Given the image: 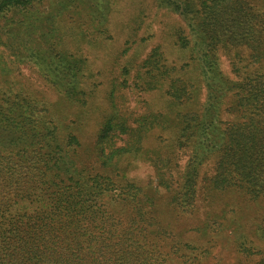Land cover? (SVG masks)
I'll use <instances>...</instances> for the list:
<instances>
[{"label":"trees","instance_id":"obj_1","mask_svg":"<svg viewBox=\"0 0 264 264\" xmlns=\"http://www.w3.org/2000/svg\"><path fill=\"white\" fill-rule=\"evenodd\" d=\"M42 1L0 0V56L9 58L13 66H36L65 100L86 108L92 95L86 87L88 64L62 46L56 28L58 10L45 15L34 9ZM97 1L90 0V6ZM166 1L189 22L191 38L182 32L177 43L195 55L206 97L194 108L200 86L193 94V87L169 72L173 67L158 74L170 80L154 77V86L145 89L165 87L166 102L178 118L166 126L172 129L173 139L162 140L154 150L158 186L179 213H192L199 193L220 192V204L231 191L260 201L264 199V0ZM10 14L21 15L17 31L6 22ZM220 48L227 53L233 50L238 57L231 62L233 76L220 66ZM243 50L248 51L250 62H242ZM3 65L0 264H168L171 253L189 264L208 260V246L197 254L194 242L174 232H163L166 242L172 240L170 254L154 249L150 225L159 224L160 218L155 222L153 199V204L144 201L145 193L135 182L119 185L109 172L80 167L74 157L80 138L73 122L64 123L61 112L9 77L15 67ZM167 117L170 113H154V127L155 118L166 122ZM151 125L147 113L134 118L112 99L97 132L100 166L116 169L123 155L145 152L142 142ZM210 162L206 171L204 166ZM240 207H230L233 216L241 212ZM210 214L211 210L206 216ZM256 218L263 223L259 234L247 232L242 220L231 233L225 227V221H231L227 216L212 222L211 232L234 246L227 258L220 254L212 264H244L240 257L264 264L260 243L264 213Z\"/></svg>","mask_w":264,"mask_h":264},{"label":"rangeland","instance_id":"obj_2","mask_svg":"<svg viewBox=\"0 0 264 264\" xmlns=\"http://www.w3.org/2000/svg\"><path fill=\"white\" fill-rule=\"evenodd\" d=\"M34 9L45 15L58 10L56 28L59 36L63 38L62 46L74 54L81 55L88 64L86 87L88 86L92 93L89 105L83 108L65 100L31 63L13 66L9 58L0 56V65L4 68L3 64L7 63L15 67L10 78L14 81L16 79L25 91L46 100L54 111L61 112L65 116L64 123L73 122V128L80 138V145L74 155L80 167L89 168L92 172H109L119 185L128 181L135 182L145 193L142 194L144 201L153 204V199L155 222L157 217L160 218H157L159 224L150 225L154 229V249L170 254L172 240L166 242L163 232H174L180 234L182 240L194 242L197 245V254L204 253V246H208L211 255L208 260L207 257L204 258V262L200 264H212L220 254H223L224 259L227 258V253L234 248L232 242L230 244L228 240L222 241V235L219 237L218 233L215 234L213 230L211 232L212 222L227 216L231 221H225V227H228L231 233L238 226V220L245 222L247 232L260 233L263 223L259 222L256 216L264 213V199L254 202L245 192L231 191L225 194V201L220 204L223 197L220 192L199 193L194 211L179 213L169 206L166 191L158 186L154 150L162 140L173 139L175 135L172 129L166 126L178 118L166 102L165 87L145 89L154 86V77L162 79L161 82L170 80L168 75L158 74L159 70L173 67L169 72L181 78L190 88L193 87V94L194 88L200 86L199 90H196L199 100L194 104V108L200 107L206 97L204 80L197 68L195 55L177 43L182 32L191 38L189 22L176 12L173 6L166 0H98L93 7L90 6V0H43ZM20 18V14H10L6 22H10L17 31ZM233 53V50L227 53L224 48L219 51L220 66L230 76H233L231 62L238 59ZM241 59L242 62L251 61L247 50L242 51ZM125 68L129 71H125ZM178 68L181 69L179 72ZM154 70L157 75H154ZM112 99L122 112H132L134 118L147 113L152 125L142 142L145 152L127 153L119 158L116 169H104L100 166L98 157L97 132L103 115L111 108ZM159 112L170 113L171 117H167L166 122L155 118L154 127V113ZM230 117L225 114V119ZM171 152L172 148L165 156H169ZM180 159L182 164L183 158ZM210 168L211 162L205 164L206 171ZM224 203H230L232 207L238 204L241 206V212L233 216L231 206H223ZM209 210L211 214L206 216ZM213 236L215 240L208 241ZM262 241L264 242L261 239L260 243L264 244ZM221 248L223 250L220 251ZM240 258L244 260V264L253 263L246 262L244 257ZM184 261L183 257L174 253L167 259L168 264H189Z\"/></svg>","mask_w":264,"mask_h":264}]
</instances>
